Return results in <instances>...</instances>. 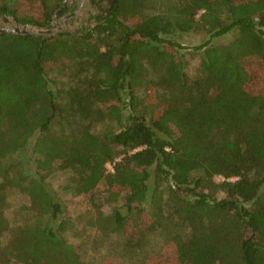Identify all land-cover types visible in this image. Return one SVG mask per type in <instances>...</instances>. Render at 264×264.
I'll use <instances>...</instances> for the list:
<instances>
[{
    "label": "trees",
    "instance_id": "obj_1",
    "mask_svg": "<svg viewBox=\"0 0 264 264\" xmlns=\"http://www.w3.org/2000/svg\"><path fill=\"white\" fill-rule=\"evenodd\" d=\"M17 1L0 16L39 27L77 8L40 0L22 20ZM97 17L0 34V264H86L68 193L92 206L101 264H264V0H116ZM193 32L208 38L177 42Z\"/></svg>",
    "mask_w": 264,
    "mask_h": 264
},
{
    "label": "rangeland",
    "instance_id": "obj_2",
    "mask_svg": "<svg viewBox=\"0 0 264 264\" xmlns=\"http://www.w3.org/2000/svg\"><path fill=\"white\" fill-rule=\"evenodd\" d=\"M16 7L18 9L17 14H18L19 19L39 20L43 17L42 5H41L40 0H18ZM82 13L84 14L85 12L83 11ZM89 14L90 13H88V15L85 14L83 18L79 17V19L72 20L70 22V25L68 26L69 29H72L79 24L80 25L78 29H81L84 26H89L93 21V19L91 20L89 19L90 17ZM62 17L63 16L61 17L59 16V18H62ZM229 37L227 36L222 39L226 41V39H228ZM205 38L206 39L208 38L207 36H205V34L199 33V32L197 33L193 32V33H188L186 35L179 36L176 39H177V42L183 46L195 47V46L202 45L203 42L205 41ZM187 57H188V60L191 62V64L192 63L194 64V65H191L192 67L188 70V74H190L192 78H196L199 75L198 70H197L199 66L196 65L198 58L196 56H195L196 58H192L191 56H187ZM87 200L88 198L85 196L76 197V196H72L70 193L65 195L64 205L67 206L66 208L67 212L64 216L66 218L68 217L72 219L76 224V227L74 228V230L69 229V231L65 234L66 242L69 243L70 245H73V247H75V250L77 251L78 256L81 259H83L86 264H89V262L92 264L93 263L101 264L103 260L109 263L108 261L112 259L102 257V254L98 252L100 251V248H99L100 246L97 245L96 241H94L93 230L91 229V226L89 227L88 225V223L91 221V218H90L92 215L91 213L93 212H92V206L90 205V203L87 202ZM59 220L60 219H58L57 221L59 222ZM55 225H58V224H55ZM1 241L4 243L5 239L0 240V242ZM93 247L98 252L97 257H100V258L98 259L95 258V252H94ZM165 253L170 254L171 250L166 249ZM105 262L102 264H106ZM114 264H121V262L114 260Z\"/></svg>",
    "mask_w": 264,
    "mask_h": 264
},
{
    "label": "water",
    "instance_id": "obj_3",
    "mask_svg": "<svg viewBox=\"0 0 264 264\" xmlns=\"http://www.w3.org/2000/svg\"><path fill=\"white\" fill-rule=\"evenodd\" d=\"M101 3L93 4L91 0H65L69 5L72 3L77 4L76 10L65 14L62 18H59V14L62 10L58 9L54 15V20L50 26L39 27L30 24H21L12 16H0V34L9 33L16 35H35L43 37H52L61 32H74L79 30V25L72 29H69L70 22L74 19L83 18L84 15L94 16L92 23L89 26L97 24L96 17L104 15L107 17L110 13L112 6L116 0H99ZM85 12L84 14L82 12ZM81 21V20H80Z\"/></svg>",
    "mask_w": 264,
    "mask_h": 264
},
{
    "label": "flooded vegetation",
    "instance_id": "obj_4",
    "mask_svg": "<svg viewBox=\"0 0 264 264\" xmlns=\"http://www.w3.org/2000/svg\"><path fill=\"white\" fill-rule=\"evenodd\" d=\"M96 4H97V2H96ZM89 19L91 20V19H95V17L94 16H90L89 17ZM98 19V17H96V20Z\"/></svg>",
    "mask_w": 264,
    "mask_h": 264
}]
</instances>
